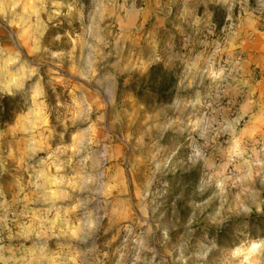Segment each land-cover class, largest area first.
Here are the masks:
<instances>
[{
    "label": "rangeland",
    "instance_id": "obj_1",
    "mask_svg": "<svg viewBox=\"0 0 264 264\" xmlns=\"http://www.w3.org/2000/svg\"><path fill=\"white\" fill-rule=\"evenodd\" d=\"M0 264H264V0H0Z\"/></svg>",
    "mask_w": 264,
    "mask_h": 264
},
{
    "label": "trees",
    "instance_id": "obj_2",
    "mask_svg": "<svg viewBox=\"0 0 264 264\" xmlns=\"http://www.w3.org/2000/svg\"><path fill=\"white\" fill-rule=\"evenodd\" d=\"M25 108L26 100L22 94L0 95V126L10 123Z\"/></svg>",
    "mask_w": 264,
    "mask_h": 264
}]
</instances>
